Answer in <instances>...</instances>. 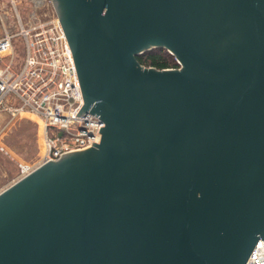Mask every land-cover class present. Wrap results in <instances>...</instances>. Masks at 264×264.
Wrapping results in <instances>:
<instances>
[{"label": "water", "instance_id": "obj_1", "mask_svg": "<svg viewBox=\"0 0 264 264\" xmlns=\"http://www.w3.org/2000/svg\"><path fill=\"white\" fill-rule=\"evenodd\" d=\"M53 3L77 115L105 126L0 192V264H245L264 239V0ZM153 48L181 67L140 64Z\"/></svg>", "mask_w": 264, "mask_h": 264}, {"label": "built area", "instance_id": "obj_2", "mask_svg": "<svg viewBox=\"0 0 264 264\" xmlns=\"http://www.w3.org/2000/svg\"><path fill=\"white\" fill-rule=\"evenodd\" d=\"M6 4L0 0V114L39 118L45 149L39 165L59 159L64 152L85 149L94 141L100 143L102 119L89 110L77 115L85 99L53 0H9L12 18ZM21 5L24 11L19 10ZM19 46L25 54L17 59ZM245 264H264L263 238Z\"/></svg>", "mask_w": 264, "mask_h": 264}, {"label": "rangeland", "instance_id": "obj_3", "mask_svg": "<svg viewBox=\"0 0 264 264\" xmlns=\"http://www.w3.org/2000/svg\"><path fill=\"white\" fill-rule=\"evenodd\" d=\"M5 1L7 3L5 6L8 7L9 0ZM22 1L27 3L28 0ZM18 8L25 10V6L22 5ZM6 10L9 18H12L11 9L8 7ZM24 54V47L19 46L16 52L17 59L23 58ZM44 151L43 131L38 117L24 114L13 118L1 113L0 192L41 163Z\"/></svg>", "mask_w": 264, "mask_h": 264}, {"label": "trees", "instance_id": "obj_4", "mask_svg": "<svg viewBox=\"0 0 264 264\" xmlns=\"http://www.w3.org/2000/svg\"><path fill=\"white\" fill-rule=\"evenodd\" d=\"M137 59L143 66L157 69L178 68L180 66L175 55L170 53L166 48H153L147 50L139 54Z\"/></svg>", "mask_w": 264, "mask_h": 264}, {"label": "flooded vegetation", "instance_id": "obj_5", "mask_svg": "<svg viewBox=\"0 0 264 264\" xmlns=\"http://www.w3.org/2000/svg\"><path fill=\"white\" fill-rule=\"evenodd\" d=\"M59 2H60V1H59ZM55 3H56V5H57V3H58V0H55ZM56 10H57V6H56ZM57 13H58V10H57ZM58 14H59V13H58ZM3 150H4V148H3ZM38 159H39V158H37V159H36V160H37V162L39 161ZM38 165H39V164H38ZM38 165H37V166H38Z\"/></svg>", "mask_w": 264, "mask_h": 264}]
</instances>
